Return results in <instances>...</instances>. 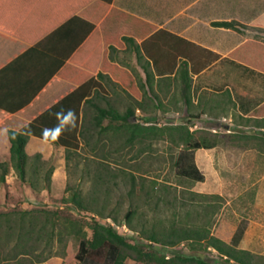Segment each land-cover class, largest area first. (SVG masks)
Returning <instances> with one entry per match:
<instances>
[{
	"label": "rangeland",
	"instance_id": "rangeland-1",
	"mask_svg": "<svg viewBox=\"0 0 264 264\" xmlns=\"http://www.w3.org/2000/svg\"><path fill=\"white\" fill-rule=\"evenodd\" d=\"M250 29L253 43L264 49V29ZM257 57L263 58L264 50ZM193 58L195 75L211 69L217 56L207 53ZM176 72L179 80L168 79L167 102L142 103L149 116L137 114L124 129L109 120L103 127L112 128L106 131L92 125L83 149L68 160L66 152L50 160L32 158L26 182L7 158L6 168L0 167V264H81L76 259L77 230L91 239L94 220L108 224L107 218L131 244L169 257L196 255L213 264H234L222 260L206 240L174 247L151 245L144 234L162 231L173 220L226 244L235 245L240 238L239 249L264 257V120L244 117L237 108L241 102L264 101V63L236 67L226 62L211 69L204 75L206 82L216 81L211 89L224 92L198 94V89L197 104L192 91L198 86L190 75L189 105ZM222 79L230 82L227 89L219 86ZM105 84L110 94L108 100L98 101L101 106L121 114L137 106L122 88L118 92ZM210 96L223 105L202 106ZM178 128L217 145L199 160L204 182L177 173L175 162L184 148ZM47 177L49 190H45ZM73 198L88 211L68 202ZM129 211L135 212L130 223ZM86 264L109 263L101 255ZM125 264L143 263L128 258Z\"/></svg>",
	"mask_w": 264,
	"mask_h": 264
},
{
	"label": "crops",
	"instance_id": "crops-1",
	"mask_svg": "<svg viewBox=\"0 0 264 264\" xmlns=\"http://www.w3.org/2000/svg\"><path fill=\"white\" fill-rule=\"evenodd\" d=\"M262 16L264 0H0V101L13 107L31 100L17 113L0 109V164L10 159L9 130H22L89 79L102 86L96 101L108 100V82L137 103L134 117L149 116L142 103L167 102L168 79L179 80L176 71L185 63L192 75L194 55H216L211 69L226 62L264 63L257 57L263 47L250 38V27ZM231 22L236 29L214 26ZM211 69L192 75L198 86L193 102L198 89L224 92L211 89L216 81L206 82ZM229 83L222 79L219 86L227 89ZM211 98L202 106L224 103ZM248 104L238 103L240 115H252L264 101ZM211 150H198V167ZM65 152L36 137L26 145L30 157L44 160Z\"/></svg>",
	"mask_w": 264,
	"mask_h": 264
},
{
	"label": "trees",
	"instance_id": "trees-1",
	"mask_svg": "<svg viewBox=\"0 0 264 264\" xmlns=\"http://www.w3.org/2000/svg\"><path fill=\"white\" fill-rule=\"evenodd\" d=\"M238 23H214L216 27H224L228 29H236ZM253 28L264 29V16L259 18L252 24ZM118 70V69H117ZM120 74H128L127 71L118 70ZM180 79L183 83L182 95L187 105L191 104V77L190 70L187 63L179 69ZM103 74L99 73V77ZM125 86L129 87L128 82ZM102 87L97 80L89 79L83 85H80L74 92L66 96L55 106L47 110L33 122L25 126L20 131L9 130L8 136L11 143L10 147V161L14 165V169L20 178L26 182L30 162L32 158H41L40 154L30 157L26 153V145L31 137H36L43 140L42 129L52 128L56 124L54 114L60 109H73L77 114V126L70 132L64 133L58 142L53 145L63 147L66 150V159L68 160L72 154L79 153L86 142V139L92 132V125L101 130H108L112 125L103 127L106 120L110 123L119 122L120 129L128 128L130 126V119L135 116V107L127 109L125 114H121L115 108L108 106L103 107L95 99L99 95L98 89ZM42 88V87H41ZM40 90V89H39ZM31 100L18 103L16 106H10L7 103L0 101V109L8 113H17L24 106L30 104ZM140 108H143L141 103H138ZM90 112V114H89ZM254 117L260 119L264 118V105L257 108L253 114ZM140 128L135 126L134 129ZM180 130V138L183 142L184 148L180 151L175 167L177 173L195 182H204L205 176L199 169L196 163V151L200 149H214L217 147L216 143L208 141L203 138L201 140L194 138V133ZM0 167L6 168V163L0 164ZM46 189L49 190L51 178L46 179ZM73 203L78 209L88 211L87 207L82 203L77 202L75 198L68 201ZM134 211H129L126 215V220L131 221L134 216ZM97 215L103 216L100 213ZM177 216V215H176ZM104 218V217H103ZM106 220H109L107 218ZM93 235L91 239L82 230H77V239L79 241V251L76 259L81 264H86L88 259L93 256L103 255L109 264H125V261L130 258L136 262L143 264H213L202 257L196 255L176 254L174 256H167L162 252L155 250H147L145 247L138 244H131L128 239L119 234L114 227L109 224L101 223L94 220L92 225ZM243 233H241L242 235ZM145 238L151 245H159L161 247H174L183 242H203L207 241L208 247L218 252L220 258L227 263L234 264H264V257L253 254L250 251L239 249L237 244L240 238L236 239L235 245L224 243L221 239L215 236L204 234L202 231L193 227H183L178 224L176 220L171 222V225L162 229V231H152L149 234H144ZM150 245V246H151ZM152 247V246H151Z\"/></svg>",
	"mask_w": 264,
	"mask_h": 264
},
{
	"label": "clouds",
	"instance_id": "clouds-1",
	"mask_svg": "<svg viewBox=\"0 0 264 264\" xmlns=\"http://www.w3.org/2000/svg\"><path fill=\"white\" fill-rule=\"evenodd\" d=\"M54 116L56 124L52 128L42 129L43 140L49 145L58 142L64 133L72 131L77 126V114L71 108L67 110L62 108Z\"/></svg>",
	"mask_w": 264,
	"mask_h": 264
},
{
	"label": "built area",
	"instance_id": "built-area-1",
	"mask_svg": "<svg viewBox=\"0 0 264 264\" xmlns=\"http://www.w3.org/2000/svg\"><path fill=\"white\" fill-rule=\"evenodd\" d=\"M107 222H108L109 225H111L112 227H114L115 230L119 228V227H116L115 223H113L110 219Z\"/></svg>",
	"mask_w": 264,
	"mask_h": 264
}]
</instances>
